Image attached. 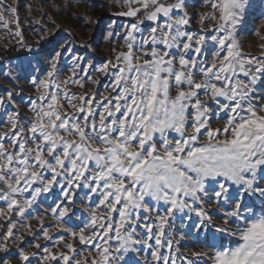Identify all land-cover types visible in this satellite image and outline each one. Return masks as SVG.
Returning a JSON list of instances; mask_svg holds the SVG:
<instances>
[{
    "label": "snow or ice",
    "instance_id": "snow-or-ice-1",
    "mask_svg": "<svg viewBox=\"0 0 264 264\" xmlns=\"http://www.w3.org/2000/svg\"><path fill=\"white\" fill-rule=\"evenodd\" d=\"M119 3L132 22L110 25V58L65 46L71 75L57 52L27 116L3 73L0 264H264V44L240 40L254 0ZM0 28L29 47L5 0Z\"/></svg>",
    "mask_w": 264,
    "mask_h": 264
},
{
    "label": "rangeland",
    "instance_id": "rangeland-1",
    "mask_svg": "<svg viewBox=\"0 0 264 264\" xmlns=\"http://www.w3.org/2000/svg\"><path fill=\"white\" fill-rule=\"evenodd\" d=\"M5 3L18 7L20 30L24 41L29 47L17 43V38L12 32L0 28V94L5 89H12L13 83L3 73L12 70L19 77L15 83L16 89H22L16 96V104L23 115L26 111L27 97L33 94L29 80L33 76L43 78L50 70V61L57 52L62 55L57 64V72L61 79L71 75L72 59L68 53H64L67 46L73 55L91 59L94 64H99L110 58L112 47H118L121 41L115 36L110 41L107 32L110 25L119 30V26L132 22L130 17L116 16L114 13L121 11L119 0H5ZM261 0H254L255 8L248 15L243 25V34L240 37L244 50L252 54L260 52V45L264 44V19L259 18L261 12ZM95 5V7H93ZM90 18L87 23L82 22ZM259 30V35L253 34V30ZM15 28L13 25V32ZM122 34V33H121ZM90 87V86H89ZM73 91H79L73 88ZM21 97L25 99L22 101ZM11 107V106H9ZM0 117H3V109L0 108ZM0 125V131L3 130ZM4 221L0 220V224ZM33 231L39 228L36 220H28ZM50 221L45 220V224ZM6 231L0 227V234ZM17 232L26 231L17 227ZM54 235L56 233H53ZM33 237L25 235L23 245L26 251H35L29 248L28 242ZM41 244L45 241H39ZM15 245L11 251H16ZM0 255H4L0 253ZM13 264H18L13 260Z\"/></svg>",
    "mask_w": 264,
    "mask_h": 264
}]
</instances>
